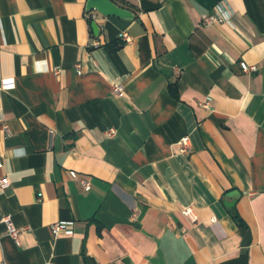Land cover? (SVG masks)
<instances>
[{
    "label": "crops",
    "instance_id": "crops-1",
    "mask_svg": "<svg viewBox=\"0 0 264 264\" xmlns=\"http://www.w3.org/2000/svg\"><path fill=\"white\" fill-rule=\"evenodd\" d=\"M113 1L0 0V257L264 264V0Z\"/></svg>",
    "mask_w": 264,
    "mask_h": 264
},
{
    "label": "built area",
    "instance_id": "built-area-1",
    "mask_svg": "<svg viewBox=\"0 0 264 264\" xmlns=\"http://www.w3.org/2000/svg\"><path fill=\"white\" fill-rule=\"evenodd\" d=\"M230 16H231V12L229 10H227L222 4H217L216 10L213 12L207 13L203 18V22L206 24L223 22L224 20L229 19ZM92 17L93 18L95 17L94 13L92 14ZM121 37L125 41L131 40V36L126 31L122 32ZM92 42L95 45H99L101 43L100 39H98V38L94 39ZM240 64L246 72H255L258 69V66L256 64H250L245 60H241ZM76 67H77L78 72H80L81 71L80 64H76ZM55 71H56V73H59L60 67H56ZM121 89H122V86L120 84H115V86H114L115 92H119V91H121ZM204 104L208 105L209 102H206ZM5 128L7 129V126H5ZM108 133H109V135H113L115 133V130L112 128L111 130L108 131ZM178 144H179V151L180 152H188L189 151L190 141H189L188 136L182 137L178 141ZM0 163H1V157H0ZM72 173L74 174L75 172L72 171ZM80 180L86 188L90 187V181L89 180H87L84 177L80 178ZM0 183L3 186L7 185L9 183L7 176H2L0 178ZM183 213L186 214L192 221H196L198 218L197 214L195 213V210L192 206H187V207L183 208ZM2 221H4L6 223V231L11 236H13L16 240H18V236H19L21 229L19 227H16L13 225L9 216H4L2 218ZM66 226H67V223L65 221L60 220V221L53 222L51 224L52 233L54 235H57ZM0 264H8V263L6 262V260H4L3 258L0 257Z\"/></svg>",
    "mask_w": 264,
    "mask_h": 264
},
{
    "label": "water",
    "instance_id": "water-1",
    "mask_svg": "<svg viewBox=\"0 0 264 264\" xmlns=\"http://www.w3.org/2000/svg\"><path fill=\"white\" fill-rule=\"evenodd\" d=\"M88 8L96 9L104 15H118L122 17H133L132 11L118 5L113 0H88ZM92 26L96 34L100 33V26L96 21L92 22ZM1 216V214H0Z\"/></svg>",
    "mask_w": 264,
    "mask_h": 264
}]
</instances>
